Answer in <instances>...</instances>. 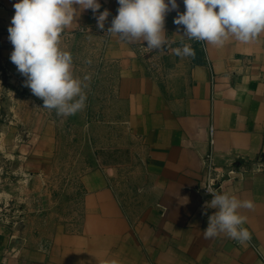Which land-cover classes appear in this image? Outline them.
<instances>
[{
    "label": "crops",
    "instance_id": "crops-1",
    "mask_svg": "<svg viewBox=\"0 0 264 264\" xmlns=\"http://www.w3.org/2000/svg\"><path fill=\"white\" fill-rule=\"evenodd\" d=\"M16 2L0 0V139L28 180L48 176L67 142L56 111L44 108L10 60ZM98 2L95 13L77 11L61 36L76 77H84L79 54L93 56L86 108L76 113L92 150L75 178L77 217L46 226L33 217L0 222V264H263L248 243L204 238L217 210L201 186L209 153L218 172L239 173L219 191L254 202L239 211L264 258V33L249 44L230 37L202 46L174 23L186 10L177 0L165 17L166 44L151 50L109 34L118 0ZM184 44L194 57L175 54Z\"/></svg>",
    "mask_w": 264,
    "mask_h": 264
},
{
    "label": "clouds",
    "instance_id": "clouds-1",
    "mask_svg": "<svg viewBox=\"0 0 264 264\" xmlns=\"http://www.w3.org/2000/svg\"><path fill=\"white\" fill-rule=\"evenodd\" d=\"M185 11L174 19L184 27L189 40L205 41L213 46H223L230 37L243 44L256 41L264 33V0H183ZM118 14L111 22L109 34L122 40H143L151 50L166 44V14L178 8L177 0H118ZM78 6V7H77ZM15 13L8 28L13 51L11 62L26 77L25 85L43 100L44 108L55 110L57 115L71 116L86 108L88 87L83 79L74 75L73 57L61 47V36L76 19L79 10L97 12L98 0H17ZM109 16L107 10L97 17L98 27L104 28ZM180 57H194L190 44L176 48ZM91 63V61H87ZM213 195L209 207L217 211L209 217L203 231L205 239L220 234L244 245L252 234L244 225L247 216L240 209L252 210L251 199L241 200L226 193L207 189ZM111 264H117L115 260Z\"/></svg>",
    "mask_w": 264,
    "mask_h": 264
},
{
    "label": "rangeland",
    "instance_id": "rangeland-1",
    "mask_svg": "<svg viewBox=\"0 0 264 264\" xmlns=\"http://www.w3.org/2000/svg\"><path fill=\"white\" fill-rule=\"evenodd\" d=\"M79 55L84 62L81 63L82 75H91L93 67L86 61L90 60L92 63L93 56L88 51ZM96 58L97 56L94 57ZM81 116H67L61 122L59 132L63 143H67L59 148L56 160L51 165V172L44 178L27 180L22 177L23 174L18 171L19 161L14 156L15 151H10L11 146L0 139V222L13 223L33 217L46 226V223L77 217L72 209L76 201L73 195L75 178L82 166L79 161L92 158L87 133L80 129ZM72 124L75 125L71 129Z\"/></svg>",
    "mask_w": 264,
    "mask_h": 264
},
{
    "label": "built area",
    "instance_id": "built-area-1",
    "mask_svg": "<svg viewBox=\"0 0 264 264\" xmlns=\"http://www.w3.org/2000/svg\"><path fill=\"white\" fill-rule=\"evenodd\" d=\"M199 42L203 46L204 42L203 41H199ZM211 131H212V128H211ZM203 159H204L203 163L205 165V175H204V179H203V182H202L201 191H202V193L205 196H210V197L214 198L213 195L207 191V189L211 188L213 191H216L217 193H219L222 181L225 178H234L233 176H231V174L234 173V172L233 171H229L226 174L218 172L213 166L212 158H211V154L210 153L208 155H206ZM248 244L253 249H255V251L260 255V257H261V259L263 261V264H264V258L260 254V252L258 250V247L253 242V240L251 239V241Z\"/></svg>",
    "mask_w": 264,
    "mask_h": 264
},
{
    "label": "water",
    "instance_id": "water-1",
    "mask_svg": "<svg viewBox=\"0 0 264 264\" xmlns=\"http://www.w3.org/2000/svg\"><path fill=\"white\" fill-rule=\"evenodd\" d=\"M57 118H58V124L61 125V122H64L67 119V116L61 117V116L57 115ZM231 176L237 177V176H239V173L234 172L231 174Z\"/></svg>",
    "mask_w": 264,
    "mask_h": 264
}]
</instances>
